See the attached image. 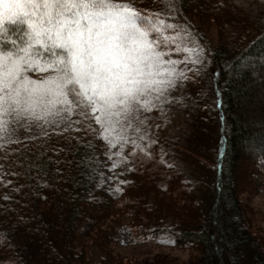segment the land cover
<instances>
[{"label":"trees","instance_id":"trees-1","mask_svg":"<svg viewBox=\"0 0 264 264\" xmlns=\"http://www.w3.org/2000/svg\"><path fill=\"white\" fill-rule=\"evenodd\" d=\"M139 6L160 7L153 0ZM182 15L212 53L219 93L222 141L207 181L211 205L157 144L151 162H141L139 153L129 157L126 176L115 184L104 174L94 134L13 144L8 151L38 153L34 145L46 144L59 155L38 156L40 166L30 173L15 166L19 154L0 160V264H169L138 263L117 252L163 232L196 254L177 264H264V211L247 200L264 188V155L253 151L264 143V0H184ZM186 84L199 91L200 76ZM70 136L76 137L71 143Z\"/></svg>","mask_w":264,"mask_h":264},{"label":"snow or ice","instance_id":"snow-or-ice-1","mask_svg":"<svg viewBox=\"0 0 264 264\" xmlns=\"http://www.w3.org/2000/svg\"><path fill=\"white\" fill-rule=\"evenodd\" d=\"M153 2L156 11L143 0H0V160L19 154L15 166L30 173L38 156L59 152L9 147L70 132L102 139L107 158L119 157L113 167L138 153L154 160L147 114H163L173 93L207 71L212 53L183 17L184 0ZM253 151L264 155V143Z\"/></svg>","mask_w":264,"mask_h":264},{"label":"rangeland","instance_id":"rangeland-1","mask_svg":"<svg viewBox=\"0 0 264 264\" xmlns=\"http://www.w3.org/2000/svg\"><path fill=\"white\" fill-rule=\"evenodd\" d=\"M232 18L236 16L232 15ZM208 39L211 45H215V27L209 28ZM200 79L201 89L199 91L191 89L186 84L182 89L173 93L176 99L171 104L164 105L163 114L158 110L147 114L150 119L145 131L150 139L157 141L156 144L162 158L180 168L183 176L197 189L202 203L209 207L212 199L207 194L209 193L207 181L212 178L214 168L218 163L222 141V115L211 65L201 74ZM33 134H37V130L34 129L33 133L21 130L18 133L21 138ZM100 142L104 174L115 184L126 176L129 167L128 160L113 167L119 157L114 155L113 159L109 160L105 155L109 147L102 139ZM111 151L115 153L118 149H111ZM247 200L255 210L264 211V188L257 193L248 194ZM261 225L264 229V223ZM165 237L172 240L167 233L163 232L146 239L141 245L118 247L117 252L138 263L158 259L160 262L177 264L182 263L180 260L188 261L196 255L192 251L181 250L174 244L161 243L160 240Z\"/></svg>","mask_w":264,"mask_h":264}]
</instances>
